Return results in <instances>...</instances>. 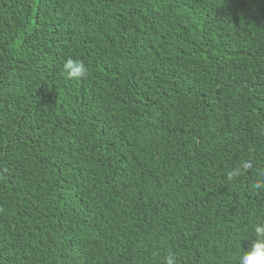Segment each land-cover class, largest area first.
Segmentation results:
<instances>
[{"label": "trees", "instance_id": "1", "mask_svg": "<svg viewBox=\"0 0 264 264\" xmlns=\"http://www.w3.org/2000/svg\"><path fill=\"white\" fill-rule=\"evenodd\" d=\"M262 171L264 0H0V264H238Z\"/></svg>", "mask_w": 264, "mask_h": 264}, {"label": "clouds", "instance_id": "2", "mask_svg": "<svg viewBox=\"0 0 264 264\" xmlns=\"http://www.w3.org/2000/svg\"><path fill=\"white\" fill-rule=\"evenodd\" d=\"M63 74L68 79L79 80L88 75L87 66L78 59L69 58L64 62ZM250 161H244L239 167L227 173L228 179L241 175L243 170L250 169ZM261 179L254 185L256 189H264V171L260 173ZM256 238L252 240L250 247L244 250L238 258V264H264V223H258L254 228ZM164 264H177V257L174 253L169 252L164 257Z\"/></svg>", "mask_w": 264, "mask_h": 264}]
</instances>
